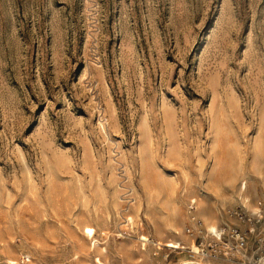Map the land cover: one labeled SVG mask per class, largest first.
Listing matches in <instances>:
<instances>
[{
	"label": "rangeland",
	"instance_id": "rangeland-1",
	"mask_svg": "<svg viewBox=\"0 0 264 264\" xmlns=\"http://www.w3.org/2000/svg\"><path fill=\"white\" fill-rule=\"evenodd\" d=\"M263 251L264 0H0V264Z\"/></svg>",
	"mask_w": 264,
	"mask_h": 264
},
{
	"label": "bare ground",
	"instance_id": "bare-ground-1",
	"mask_svg": "<svg viewBox=\"0 0 264 264\" xmlns=\"http://www.w3.org/2000/svg\"><path fill=\"white\" fill-rule=\"evenodd\" d=\"M242 188H246V182H242ZM192 202L195 204L196 203V200L195 199H192ZM196 212V211H195ZM194 215V214H193ZM197 216V217H196ZM195 216V219L197 220H200L199 218H203L204 221H205V226L207 228V231H209L210 234H213V235H217L219 236L221 232H223L225 230V227L222 226L221 224L225 223V219H223L221 222L220 220L217 218V217H214L212 216L210 213L206 212V211H203L201 210L200 212H198ZM227 223V222H226ZM204 224V223H202ZM225 225V224H224ZM196 226V225H195ZM93 228L91 227H87V233L89 235H93ZM168 246L170 247H176L178 248L179 247V242L178 241H175L173 243H169ZM243 246V245H242ZM183 248H186V246H182ZM192 248H195V246H193ZM191 248V249H192ZM238 251H241V250H238ZM229 256V255H228ZM209 257V256H208ZM217 257V256H216ZM29 259V258H28ZM201 260L203 261L204 259L201 258ZM210 261V260H209ZM256 261H259L261 264H264V251H263V256H259L257 258ZM208 262V261H207ZM184 264H203L201 261H189V262H186Z\"/></svg>",
	"mask_w": 264,
	"mask_h": 264
},
{
	"label": "built area",
	"instance_id": "built-area-1",
	"mask_svg": "<svg viewBox=\"0 0 264 264\" xmlns=\"http://www.w3.org/2000/svg\"><path fill=\"white\" fill-rule=\"evenodd\" d=\"M231 235H232V237L236 238L237 240H239L241 242L245 241L244 235H242L237 230H232ZM220 236H221V233L219 236L216 235L215 237H216V239L220 240ZM197 248H198L197 253L204 255V256H213V255H217L219 253V246H218L217 242L211 243L210 241H207L204 237L202 238V240L198 244ZM225 254H228V252H225ZM255 264H261V263L259 261H257Z\"/></svg>",
	"mask_w": 264,
	"mask_h": 264
}]
</instances>
